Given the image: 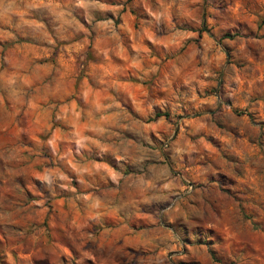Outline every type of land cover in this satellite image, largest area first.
Segmentation results:
<instances>
[{
  "label": "rangeland",
  "instance_id": "rangeland-1",
  "mask_svg": "<svg viewBox=\"0 0 264 264\" xmlns=\"http://www.w3.org/2000/svg\"><path fill=\"white\" fill-rule=\"evenodd\" d=\"M96 4L0 14V264H264V0Z\"/></svg>",
  "mask_w": 264,
  "mask_h": 264
},
{
  "label": "clouds",
  "instance_id": "clouds-1",
  "mask_svg": "<svg viewBox=\"0 0 264 264\" xmlns=\"http://www.w3.org/2000/svg\"><path fill=\"white\" fill-rule=\"evenodd\" d=\"M78 4L81 6L85 5V0H77ZM91 3L96 4V0H90ZM187 3L195 4L197 3V0H186ZM30 6V0H0V14L3 15H17L20 17V19L24 22L25 21V15H26V9ZM96 6L101 7L100 5L96 4ZM23 9V10H21ZM190 14V13H189ZM3 97L0 96V103H2ZM50 144L53 143V141H49ZM76 143L79 145L81 143L80 140H77ZM38 179H43L45 181H49L50 177L45 175L43 177H37ZM60 180H67L68 177L61 175L59 177ZM163 187L168 188V184H164Z\"/></svg>",
  "mask_w": 264,
  "mask_h": 264
},
{
  "label": "trees",
  "instance_id": "trees-1",
  "mask_svg": "<svg viewBox=\"0 0 264 264\" xmlns=\"http://www.w3.org/2000/svg\"><path fill=\"white\" fill-rule=\"evenodd\" d=\"M225 36H226V37H230V36H232V35L226 34ZM155 116H156V117H159L160 114H156Z\"/></svg>",
  "mask_w": 264,
  "mask_h": 264
}]
</instances>
